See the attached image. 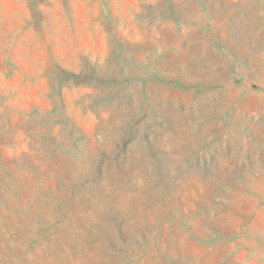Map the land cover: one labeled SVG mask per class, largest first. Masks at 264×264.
<instances>
[{"label": "rangeland", "instance_id": "obj_1", "mask_svg": "<svg viewBox=\"0 0 264 264\" xmlns=\"http://www.w3.org/2000/svg\"><path fill=\"white\" fill-rule=\"evenodd\" d=\"M0 264H264V0H0Z\"/></svg>", "mask_w": 264, "mask_h": 264}]
</instances>
